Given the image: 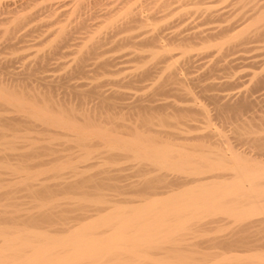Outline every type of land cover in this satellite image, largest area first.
Segmentation results:
<instances>
[{
  "label": "bare ground",
  "instance_id": "obj_1",
  "mask_svg": "<svg viewBox=\"0 0 264 264\" xmlns=\"http://www.w3.org/2000/svg\"><path fill=\"white\" fill-rule=\"evenodd\" d=\"M207 1L0 0V56L26 48L34 18L25 46L47 49L0 60V264H264V68L242 80L229 56L264 50V0ZM108 39L126 62L168 68L150 97L63 82L110 75ZM191 52L211 56L200 76ZM52 58L63 74L46 73Z\"/></svg>",
  "mask_w": 264,
  "mask_h": 264
},
{
  "label": "rangeland",
  "instance_id": "obj_2",
  "mask_svg": "<svg viewBox=\"0 0 264 264\" xmlns=\"http://www.w3.org/2000/svg\"><path fill=\"white\" fill-rule=\"evenodd\" d=\"M204 1H207V0H204ZM218 0H208L207 2H204V4L202 3L201 5L204 7V6H208L209 4H211V2H213L214 3V5L217 3L220 7H221V5L220 4H226L227 2H225V1H223V0H221V1H223V2H221L220 1V4H219V1L217 2ZM225 2V3H224ZM261 2H262V0H261ZM205 3H206V5H205ZM216 4V6H214V5H212L211 4V6H212V8H213V6L214 7H217V9H220V8H218L219 6ZM224 5H222V7L221 8H223V7H225ZM210 6V5H209ZM208 6V7H209ZM249 6V5H248ZM190 7V6H189ZM192 7V6H191ZM190 7V8H191ZM250 7V6H249ZM214 9H216V8H214ZM228 9V8H227ZM233 15H235V14H233ZM233 15H231V16H233ZM34 21H29V23H27L26 24V26H27V30L25 29V31L23 30V32H28V34L29 35H27V39L28 40H30V41H27V42H25V41H23V42H21V43H23L22 44V47H26V48H23L22 50H16L17 52H10L9 53V51L8 52H6V50L4 51V54H2L1 56H0V60L2 61V62H4V60L5 59H7V58H9L10 56H12L13 57V55H14V57H19V56H22V57H24L23 59H24V61L26 60H28V61H30V60H32V59H34V58H31V57H34L35 55H37V53H38V55L37 56H40L42 53H44L45 51H47V49L46 48H43V47H41V45H38V46H34V47H27L28 45V43H32L33 41H31V40H33L34 39V37H36L35 36V33H37L36 35H38V28H40L41 26H40V24L42 25L44 22L43 21H46V20H42L41 18H40V20H42L40 23H39V20H38V18L35 20V18L33 19ZM251 20V18L248 20V21H250ZM38 22L39 24H37L38 25V27L36 26V22ZM188 21V20H187ZM186 21V22H187ZM31 23H33V24H31ZM215 23V22H214ZM30 26H29V25ZM35 24V25H34ZM187 24V23H186ZM206 25V24H205ZM213 25V24H212ZM32 26L33 27H35L36 28V30H35V28L33 29L32 28ZM40 26V27H39ZM208 26H210V23L208 24ZM30 27V28H29ZM42 27H44V26H42ZM205 27H207V26H205ZM26 28V27H25ZM30 29V30H29ZM41 29V28H40ZM44 29V28H43ZM32 30V31H31ZM33 30L34 31H36V32H34V34H33ZM32 33V34H30V33ZM100 33H101V35H100ZM98 35H100V37H102L105 33H104V31L102 30L101 32H100ZM95 34H96V32H95ZM96 34V35H97ZM81 35H83V34H81ZM119 35V37H117V35H115L114 37H117V38H115V40L116 39H119L120 38V34H118ZM78 36H80V35H78ZM93 36H95V35H93ZM30 39H29V38ZM31 37H33V38H31ZM113 37V38H114ZM25 38V39H26ZM95 38H96V36H95ZM97 38H98V36H97ZM3 39V38H2ZM26 39V40H27ZM36 39H37V37H36ZM112 39V38H111ZM112 40H114V39H112ZM112 40H110V39H108V40H106V42H107V44H109V46L107 47V45L104 43L103 45H102V47L101 48H103V46H105L106 48H105V50H104V48H103V50L101 49L100 51H106L103 55L106 57V54L107 55H109L110 56V54H111V59H113L112 60V65H110L109 66V68L111 69V70H113V71H111V72H108V74L110 73V75H107V73L105 74V75H101V76H103L104 78H102L101 76L100 77H97V78H94V80L92 81V79H87V78H71V79H63V82L64 83H66V84H71V85H74L75 84V82H77L75 85H77V84H79V85H77V86H79V87H77V88H80V89H86V90H88V89H91V91H92V89H95V88H93V86L94 85H96V84H99L98 85V87L96 88V89H98V90H101V91H103L104 92V94H106V95H110V93L113 91V90H118L119 88H120V91L122 92H124L125 93V95L123 96V98H124V100L127 102H129V101H131L133 98H135L134 96H136V98L137 97H140V95L142 94V98H144V99H147V97H150V94L152 93V91H153V89H154V87L156 86V84L158 83V82H160V80L162 79V78H164V74H165V72H167L168 71V68H166L165 67V70L166 71H164V73L162 72H160L161 70L163 71V69H158L157 68V66H153L152 64H150V63H143V64H137V63H135L136 61L135 60H128L127 62L126 61H124V60H126V59H128V58H130L129 57V55H128V57L126 58V56L127 55H124V57H123V52H128L129 51V48L128 47H126V46H124L123 48H120V44H119V46L117 45V46H115V43L114 42H112L113 44H114V46H113V44H110L111 43V41ZM109 41H110V43H109ZM20 43V44H21ZM25 43H26V45L27 46H25ZM250 44V46H252V44L253 45H256V42H249V43H247V45H249ZM1 46V45H0ZM111 46H112V49H111ZM114 47H116L115 49H114ZM28 48V49H27ZM19 49H21V48H19ZM119 49V50H118ZM30 50V51H29ZM109 50V51H108ZM253 50V52H245V54H243V53H241V54H243L245 57H247L246 59H236V55L238 54V52L237 53H234V54H236V55H234V54H231V55H229L233 60V63H232V61H231V64H230V66H232L233 67V69L235 70V71H233V69H229V70H231L230 71V75H231V72L233 71V74L234 75H236L235 77H237V76H240L241 77V79L243 80V79H247V78H249V75H248V77L245 75L246 73H250L251 72V70H252V72H254V69L256 68L258 71H259V69H261L260 67L262 66L263 68H264V50H263V48L261 49H252ZM251 50V51H252ZM2 51V52H3ZM192 51H194L196 54L197 53H199V50H192ZM198 51V52H197ZM64 52H66V51H64ZM115 52H117V53H114ZM192 53L193 55H195V56H197L195 53ZM255 52V53H254ZM259 52V53H258ZM12 53H14V54H12ZM47 52H45L44 54H46ZM119 53H120V55H119ZM240 53V52H239ZM9 54V55H8ZM68 54L69 53H66V55L67 56H65V55H63V56H59V59H58V61L60 60V59H62L61 61H68L69 59H71L74 55H73V53L72 54H69V56H68ZM247 54V55H246ZM255 54H257V55H255ZM3 55H5V56H3ZM43 55V54H42ZM234 55V57H232ZM251 55L252 56H254V57H251ZM260 55V56H259ZM37 56H35V57H37ZM109 56H107V57H109ZM113 56V57H112ZM229 56H227L228 57V59H229ZM238 56V55H237ZM263 56V57H262ZM1 57H3L2 59H1ZM28 57V58H27ZM116 57H118V58H116ZM120 57H122V58H120ZM210 57V58H209ZM207 56V57H205L204 58V60H202V59H199L198 60V58H200V57H198L197 56V59H195L196 57H194V59L196 60V62L194 61V62H192L191 64H192V66H193V64H196V66L195 67H192L191 66V64H189V72H192L193 73V75H191V76H200L202 73H204V71H205V69L204 70H202V68H206L207 66H208V63H206V62H208V60L209 59H211V56ZM251 57V58H250ZM207 58V59H206ZM230 58V59H231ZM235 58V59H234ZM253 58V59H252ZM255 58H257V59H255ZM261 58V59H260ZM22 59V60H23ZM67 59V60H66ZM118 59H121V61H123L122 63H121V61L120 60H118ZM193 59V60H194ZM57 60V59H56ZM55 60V61H56ZM116 60V61H115ZM202 60V61H201ZM206 60V61H205ZM241 60V61H240ZM247 60H249L248 62H247ZM251 60L253 61H255V62H251ZM257 60V61H256ZM50 61H52V62H50V63H48V65H50L48 68H49V71H47L46 73L48 74H52L51 72H54L53 74H56V75H58V74H63L64 73V67L63 68H59V69H61V70H59V69H57V70H59V71H57L56 69L55 70H50V68L51 69H53L52 67L55 65V61H54V59L52 58ZM54 61V62H53ZM113 61H114V63H113ZM205 61V62H204ZM263 61V62H262ZM18 63H19V65H20V61H17ZM17 62H14L13 63V67L15 68V69H17L18 70V68H20V67H18L17 65H18V63ZM93 61L91 60H89L88 61V64L90 65L89 67H88V69H92L93 67H92V63ZM117 62V63H116ZM134 62V63H133ZM223 61H221V63H222ZM238 62V63H237ZM242 62H244V63H242ZM54 63V64H53ZM120 63V64H119ZM204 63H206L205 65H203ZM220 63V64H221ZM251 63V64H250ZM52 64V65H51ZM114 64V65H113ZM223 64V63H222ZM255 64V65H254ZM258 65V67H256L257 65ZM207 65V66H206ZM236 65H238V66H236ZM252 65H253V67H252ZM18 68H17V67ZM144 66H146V67H144ZM204 66V67H203ZM241 66V67H240ZM197 67H198V69H197ZM201 67V68H200ZM232 67H230V68H232ZM120 69V72H119V74H118V71H119V69ZM138 68H140V69H138ZM141 68H144V69H148L150 72H151V75H152V78H151V75H147V76H144V77H140V79L138 78L137 79V81H135V87L133 86H131V87H129V86H127V85H125V86H122L124 83H127L128 82V79L129 78H131L134 74H136V73H139L140 71H142V70H144V69H141ZM161 68V67H160ZM14 69V70H15ZM65 69L66 70H68L69 69V67L65 64ZM238 69V70H237ZM17 70H15V71H17ZM135 70V71H134ZM160 70V71H159ZM177 70L179 71L180 69L179 68H177ZM198 70V71H197ZM237 70V71H236ZM263 70V69H262ZM200 71V72H199ZM202 71V72H201ZM261 71V70H260ZM57 72V73H56ZM59 72V73H58ZM61 72V73H60ZM131 72V73H130ZM132 72H133V74H132ZM169 72V71H168ZM255 72H256V70H255ZM161 73V75L163 76H161V75H159ZM192 73H189V75L190 74H192ZM217 74H219L220 73V71H218V72H216ZM241 73V74H240ZM91 74V73H90ZM112 74V75H111ZM126 74H128V75H126ZM154 74V75H153ZM222 74V73H221ZM232 74V75H233ZM238 74H240V75H238ZM107 75V76H106ZM241 75H243V76H241ZM111 76H113V77H115V78H113V77H111ZM118 78H117V77ZM125 76V77H124ZM129 76V77H128ZM161 76V77H160ZM108 77V79H106L105 80V78H107ZM124 77V78H123ZM233 77V76H232ZM111 78V80H109ZM116 78H117V80H116ZM151 78V80H149ZM215 78H216V76L215 75H213V76H211L210 78H209V80L211 81V80H215ZM73 79V80H72ZM76 79V80H75ZM81 79V80H80ZM104 79V80H103ZM114 79H115V81H114ZM217 79V78H216ZM98 81L97 83H96V81ZM123 80V81H122ZM139 80V81H138ZM66 81V82H65ZM67 81H69L70 83H68ZM86 81V82H85ZM88 81H89V83H91V84H89L88 83ZM95 81V82H94ZM108 81V82H107ZM120 81H122L123 82V84L121 85L120 83H118V82H120ZM144 82V83H142V82ZM205 82L207 81L208 82V79L207 80H204ZM112 82V83H111ZM114 82V83H113ZM137 82V83H136ZM139 82V83H138ZM201 82V81H200ZM204 82V83H205ZM82 83V84H81ZM116 83V84H115ZM141 83V84H140ZM200 84H202V83H200ZM90 85V86H89ZM92 85V86H91ZM116 85V86H115ZM119 85H120V87H119ZM143 85H145V86H143ZM151 85V86H150ZM174 86L175 84H171V83H168V82H165L164 83V86L162 87L163 88V90L164 91H162L163 93L160 95V94H157L158 95V98H157V96H156V98H157V100L159 101V102H166L167 100H169L170 101V99L172 98V96L170 97V96H168L167 94H169L170 92H167L166 91V89L167 88H169L170 86ZM177 85V84H176ZM89 88H88V87ZM114 86V87H113ZM140 86V87H139ZM149 86V87H148ZM116 87H118L117 89H116ZM138 87V89H136ZM196 87V88H195ZM198 87V85H196V86H194V89H195V91L197 92V96H199L200 95V93H201V91H200V93H199V87ZM102 88V89H101ZM113 88V89H112ZM115 88V89H114ZM109 90V91H108ZM233 90H235L236 91V88L235 89H233ZM106 91V92H105ZM119 91V90H118ZM209 91L211 92V90H208V93L207 94H209ZM213 91V90H212ZM216 90H214L213 92H215ZM264 90H262L260 93H263V96H262V99H264V92H263ZM206 92L207 91H205V92H202L201 93V95L199 96V97H197L198 99H202L203 100V102H205V104H206V102L207 101H209V102H207V104L209 103H211V105H206V107L208 108V106H209V108H208V110L210 111L212 108H213V105L215 106V101L214 100H211V98L209 99V97H207L206 96ZM19 93V92H18ZM17 93V94H18ZM198 93H199V95H198ZM203 93H204V95H203ZM16 94V95H17ZM91 94V93H90ZM138 94V95H137ZM23 94H21L20 93V96L19 97H21ZM115 95V94H114ZM113 95V97H112V99L116 102V103H118V105L120 104V101H124L123 99L122 100H120V94H116V96H114ZM119 97H118V96ZM162 95H167V96H165V98H163L162 97ZM23 96H25V95H23ZM91 96H92V94L90 95V99H91ZM159 96H161V97H159ZM133 97V98H132ZM170 97V98H169ZM23 98V97H22ZM26 98L27 99H23V100H33V101H35L34 100V98H32V99H30L29 97H27L26 96ZM29 98V99H28ZM167 98H169V99H167ZM204 98V99H203ZM163 99H165V100H163ZM74 100H76V102H77V99L75 98ZM73 99H72V101H74ZM92 100L93 101H97V98H96V95L95 94H93V96H92ZM160 100H163V101H160ZM199 100V101H200ZM214 101L213 103L214 104H212V102L211 101ZM158 101H156V102H158ZM75 102V101H74ZM74 102H71L70 103V105H73L74 104ZM145 102V101H144ZM156 102H154V103H156ZM201 103H203L202 101H200ZM36 104H38L37 106H42L41 105V102H39V103H37V102H35ZM73 103V104H72ZM204 104V103H203ZM75 106H77V105H73V107L74 108H76ZM212 106V107H211ZM211 107V108H210ZM214 110V109H213ZM213 110H211L212 112V114H211V116L212 115H214V117L212 116V118H216V120L218 119V117H216L215 116V110H214V113H213ZM8 113V114H7ZM85 112H83V114H84ZM5 114H7V115H12L13 113L12 112H6ZM85 115H88V113H85L84 114V116ZM220 118H221V116H220ZM213 120H215V119H213ZM213 120H212V123H214L213 122ZM220 120L218 119V121H217V124H216V122L214 123L215 125H217V126H215L216 128L217 127H219V125H224V126H220V128L222 129V128H225L226 126H228V129L229 130H231V125L230 124H227V125H225L226 123L225 122H223L222 121V118H221V121H220V123L218 124V122H219ZM225 123V124H224ZM229 125H230V127H229ZM228 129H227V127H226V129H225V131H227V133H226V135L227 136H230V134H231V137L233 136V140L234 141H231L232 140V138L230 139L229 138V141L231 142V143H233V144H237V139L236 138H234L235 137V135H233V128H232V130L230 131V133H228L229 131H228ZM119 130H120V128H119ZM223 130V129H222ZM224 132V131H223ZM235 140H236V142H235ZM192 144H196V145H198L199 144V142H198V144H197V142H192ZM201 145V144H200ZM238 146H240V145H238ZM7 174V173H6ZM10 175V174H9ZM8 175V176H9ZM8 176H6V177H8ZM13 175H10L9 177H12ZM50 180H51V178H49ZM109 210V209H108Z\"/></svg>",
  "mask_w": 264,
  "mask_h": 264
}]
</instances>
